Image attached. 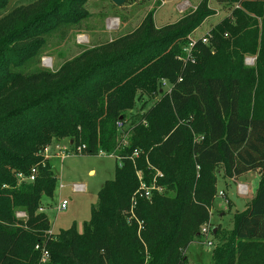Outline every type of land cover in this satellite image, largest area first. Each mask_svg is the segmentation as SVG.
Wrapping results in <instances>:
<instances>
[{
	"label": "trees",
	"instance_id": "obj_1",
	"mask_svg": "<svg viewBox=\"0 0 264 264\" xmlns=\"http://www.w3.org/2000/svg\"><path fill=\"white\" fill-rule=\"evenodd\" d=\"M12 1L0 0V10ZM87 2L37 0L0 19V264H40L36 246L49 251V264H189V246L209 243L202 229L211 226L219 166L229 180L256 172L260 182L213 248L212 264H264V115L242 111L257 81L243 54L264 64V0H217L234 7L230 17L188 52L190 35L215 14L209 0L160 28L149 12L133 32L84 50L57 71L39 67L51 36L65 37L89 19ZM222 58L231 64L224 75ZM162 81L170 93L126 130L136 92L155 91ZM170 115L179 119L166 125ZM63 140L75 155L112 156L118 166L82 233L73 225L51 236L39 211L56 188L45 151ZM184 145L180 180L172 161ZM33 169V182L20 180ZM156 171L159 186L176 189L178 200L155 193L132 208L138 172L148 181Z\"/></svg>",
	"mask_w": 264,
	"mask_h": 264
},
{
	"label": "rangeland",
	"instance_id": "obj_2",
	"mask_svg": "<svg viewBox=\"0 0 264 264\" xmlns=\"http://www.w3.org/2000/svg\"><path fill=\"white\" fill-rule=\"evenodd\" d=\"M35 1L37 0H13L6 9L0 10V19L13 10ZM200 1L125 0L120 7H117L110 0H88L86 9L89 19L84 21L80 28L73 26L69 28L65 37H61L59 34L51 36L47 40L40 58L39 67L57 71L65 62L79 56L84 50L133 32L141 25L149 12H154L156 28L173 24L194 10ZM209 7L215 14L190 35L192 40L210 36L214 27L225 18L230 17L234 8L228 4H218L217 0H209ZM219 61L224 67L231 65L227 58H222ZM235 62L236 59L233 60V64ZM243 66L247 70L255 71L257 81L252 91L245 96L242 111L245 109L254 115L263 116L264 64H260L257 54L246 52L243 54ZM228 72L229 67L224 69L221 74H228ZM166 93H170V85L166 81L159 82L155 91H137L132 109L125 112L126 130L135 123L136 116L148 112L149 108L159 102ZM178 119V116L170 115L163 120L166 125H170ZM50 148L55 153L47 160L56 177V188L52 198L43 197L41 208L49 219L53 234L57 235L60 231L68 230L73 225L76 226L78 233H82L84 223L90 220L92 207L97 205L99 191L106 182L115 179L118 161L112 156L102 154L98 156L75 155L67 140L53 143ZM50 150L49 152H51ZM186 153L187 145H184L172 161L179 172L178 179L180 180L185 177ZM259 182L260 175L256 172H249L241 179L232 181L224 176L222 166L217 168V194L211 208V226L207 234V241L212 242V245L198 242L191 244L186 251L189 264H212L213 248L223 241L233 229L234 215L245 210L246 203L254 197L253 193H255ZM240 186H244L246 189L241 192ZM220 192H223L224 196L219 195ZM162 193H165L164 196L167 198L178 200L179 195L174 188H168ZM62 201H67L68 206L65 210L58 211ZM175 220L174 217H170L167 222L171 226ZM214 230L215 233L218 231L216 237L211 235Z\"/></svg>",
	"mask_w": 264,
	"mask_h": 264
},
{
	"label": "built area",
	"instance_id": "obj_3",
	"mask_svg": "<svg viewBox=\"0 0 264 264\" xmlns=\"http://www.w3.org/2000/svg\"><path fill=\"white\" fill-rule=\"evenodd\" d=\"M194 41L191 42L189 44V47L187 49L188 50L191 49V47L194 44ZM203 42L206 43L207 39H203ZM117 129L118 130H122L123 129V123L121 121H119L117 123ZM84 148V147H83ZM48 149V148H47ZM45 151V157L48 154V151ZM78 151H81V149H78ZM47 153V154H46ZM48 156V155H47ZM134 156H137V153H135ZM64 157V156H63ZM47 159V158H46ZM64 159V158H62ZM156 174L154 175L153 178H151L150 180H145L143 178V175L141 173L138 172V179H139V187L138 189L135 191L133 197H132V208H134V206L136 205L138 200H151V198L154 196L155 193L160 194L163 192V188L161 186H159L158 184V179L162 178V174L159 171L155 172ZM35 174H36V170L33 169L31 171V174L29 177H24L23 175H19L20 180H25L27 182H33L35 180ZM246 188L244 186H240V191H244ZM219 195L224 196L223 192H220ZM68 203L67 201H62L61 204L58 207V211H63L67 208ZM40 212H43L44 210L41 208L39 209ZM18 218H25V214L24 213H18L17 214ZM209 232V228L208 227H204L202 229V233L203 234H208ZM49 235L51 236H55V234L52 233V230H50L48 232ZM209 245H211V243H208ZM35 249L37 251H40V264H49L50 263V253L49 251L45 248V247H41V246H36Z\"/></svg>",
	"mask_w": 264,
	"mask_h": 264
},
{
	"label": "crops",
	"instance_id": "obj_4",
	"mask_svg": "<svg viewBox=\"0 0 264 264\" xmlns=\"http://www.w3.org/2000/svg\"><path fill=\"white\" fill-rule=\"evenodd\" d=\"M56 147H57V146H56ZM50 149H51L50 147L47 149V151H48V154L46 153V154L48 155V156L46 155V158H47V159H49V157H53L52 155L55 153L54 151H52V149H51V150H50ZM49 150L52 152V154H51V152H49ZM56 157H57V155H56ZM59 157H60V156H59ZM247 174H249V173H247ZM245 176H246V175H245ZM242 177H243V176H242ZM242 177H240L239 179H241ZM239 179H238V180H239ZM255 193H256V191H255ZM255 193H253V196L255 195ZM248 202H249V201H248ZM248 202H247L246 204H248ZM211 215H212V214H211Z\"/></svg>",
	"mask_w": 264,
	"mask_h": 264
},
{
	"label": "water",
	"instance_id": "obj_5",
	"mask_svg": "<svg viewBox=\"0 0 264 264\" xmlns=\"http://www.w3.org/2000/svg\"><path fill=\"white\" fill-rule=\"evenodd\" d=\"M114 5H116L117 7H120L125 0H110ZM213 233H215V230L213 231Z\"/></svg>",
	"mask_w": 264,
	"mask_h": 264
}]
</instances>
